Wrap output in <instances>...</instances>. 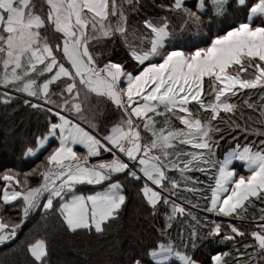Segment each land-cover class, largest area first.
Segmentation results:
<instances>
[{
    "label": "snow or ice",
    "instance_id": "1",
    "mask_svg": "<svg viewBox=\"0 0 264 264\" xmlns=\"http://www.w3.org/2000/svg\"><path fill=\"white\" fill-rule=\"evenodd\" d=\"M0 88L43 120L22 149L43 160L0 175V245L37 213L103 237L131 185L151 231L115 264H200L205 241L264 264V0H0Z\"/></svg>",
    "mask_w": 264,
    "mask_h": 264
},
{
    "label": "trees",
    "instance_id": "2",
    "mask_svg": "<svg viewBox=\"0 0 264 264\" xmlns=\"http://www.w3.org/2000/svg\"><path fill=\"white\" fill-rule=\"evenodd\" d=\"M192 2L193 0H189L190 4ZM227 22L231 23V21ZM215 31L213 29V34ZM208 33L207 29L201 33L193 30L185 33V38H190L189 43L192 40L206 41L209 37ZM123 58L122 49L113 51L111 59ZM42 129V118L35 110L24 106L22 100L13 102L7 108L0 103V175L7 169L27 172L43 160V156L39 159L22 156L25 144L32 141L35 134ZM2 184L3 181L0 180V185ZM128 196L127 208L121 219L103 237L83 234L73 236L64 230L56 217L43 218L39 213L34 214L25 222L15 239L0 246V264H25L28 258L26 245L39 238L46 240L52 264H107L109 259L115 264L124 261L125 257L122 254L118 255L117 252L135 251L138 237L151 231V224L143 212L140 197L131 185ZM8 215L15 218L13 212ZM228 247L230 244L205 241L195 250L194 258L200 264L202 260L208 264L212 255L227 250Z\"/></svg>",
    "mask_w": 264,
    "mask_h": 264
},
{
    "label": "rangeland",
    "instance_id": "3",
    "mask_svg": "<svg viewBox=\"0 0 264 264\" xmlns=\"http://www.w3.org/2000/svg\"><path fill=\"white\" fill-rule=\"evenodd\" d=\"M231 20H232V18L230 17L228 21H231ZM212 34H213V33H208L207 36H210V35H212ZM207 36H205V37H207ZM3 90H4L3 88H0V91H3ZM213 218H215V217H213ZM201 263H202V264H207V263H205L204 260H202ZM208 264H211V259H210V261L208 262Z\"/></svg>",
    "mask_w": 264,
    "mask_h": 264
},
{
    "label": "crops",
    "instance_id": "4",
    "mask_svg": "<svg viewBox=\"0 0 264 264\" xmlns=\"http://www.w3.org/2000/svg\"><path fill=\"white\" fill-rule=\"evenodd\" d=\"M231 22H232V20H231ZM77 148H80V146H76ZM197 175H199V174H197ZM89 188H95V190H97V191H100V190H102V189H100L99 187H97V186H88Z\"/></svg>",
    "mask_w": 264,
    "mask_h": 264
},
{
    "label": "built area",
    "instance_id": "5",
    "mask_svg": "<svg viewBox=\"0 0 264 264\" xmlns=\"http://www.w3.org/2000/svg\"><path fill=\"white\" fill-rule=\"evenodd\" d=\"M13 95H19V94H17V93H12ZM1 246V245H0Z\"/></svg>",
    "mask_w": 264,
    "mask_h": 264
}]
</instances>
